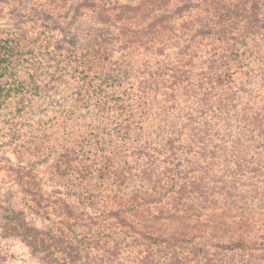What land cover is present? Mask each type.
I'll use <instances>...</instances> for the list:
<instances>
[{
    "label": "trees",
    "instance_id": "1",
    "mask_svg": "<svg viewBox=\"0 0 264 264\" xmlns=\"http://www.w3.org/2000/svg\"><path fill=\"white\" fill-rule=\"evenodd\" d=\"M40 7L0 27V258L264 264V0Z\"/></svg>",
    "mask_w": 264,
    "mask_h": 264
},
{
    "label": "rangeland",
    "instance_id": "2",
    "mask_svg": "<svg viewBox=\"0 0 264 264\" xmlns=\"http://www.w3.org/2000/svg\"><path fill=\"white\" fill-rule=\"evenodd\" d=\"M6 3V0H4ZM111 3H136L138 0H109ZM45 2V0H17V1H13L10 2L8 4H6V7H8L9 12H8V16H6L5 18L0 19V27H12L13 25H15L16 21L14 20V18L9 14V13H15L14 15H18L20 14V20L17 21L20 22V25L22 23H25V21H29V23H33V21H39L41 19V12L38 11L41 7V4ZM41 10L43 11V9L41 8ZM24 17V18H23ZM43 19L48 21L50 24L56 25V24H60L63 23V20L57 16H53V15H48V16H44L43 14ZM82 25H80L81 27ZM79 27H76L74 29L69 30L66 34H65V38L67 41L69 42H76L81 40V31L78 29ZM13 161V155L10 153H0V163H8V162H12ZM1 180V179H0ZM17 250H19L18 248L12 249V252L15 253ZM9 255H11V253H8V255H2L0 258V264H15V263H11V261L9 260ZM17 262L16 264H23V262L20 260V257L17 258Z\"/></svg>",
    "mask_w": 264,
    "mask_h": 264
}]
</instances>
